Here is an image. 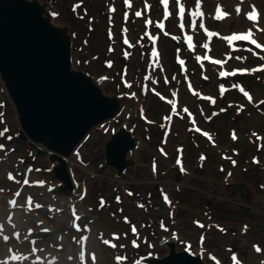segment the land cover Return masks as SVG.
Masks as SVG:
<instances>
[{
    "label": "water",
    "instance_id": "1",
    "mask_svg": "<svg viewBox=\"0 0 264 264\" xmlns=\"http://www.w3.org/2000/svg\"><path fill=\"white\" fill-rule=\"evenodd\" d=\"M48 14L38 0H0V70L5 76L12 75V70L21 80L20 88L29 99L28 112L37 109L54 115L63 103L96 104L76 121L64 118L60 123L59 143L51 144L69 151L97 120L119 105L94 88L86 76L71 70L70 37ZM98 110L105 113L103 117H95ZM133 144L128 135L119 133L108 143L109 162L125 167L120 163Z\"/></svg>",
    "mask_w": 264,
    "mask_h": 264
},
{
    "label": "snow or ice",
    "instance_id": "2",
    "mask_svg": "<svg viewBox=\"0 0 264 264\" xmlns=\"http://www.w3.org/2000/svg\"><path fill=\"white\" fill-rule=\"evenodd\" d=\"M170 2L171 3H175V5H176L175 16L178 17V19L180 21L179 24H178V27L182 31L185 29L184 18H185V15L187 14L190 17L189 26L193 30H195L197 28V26H198L200 29H202L205 32V34H206V36L208 38H211L213 36L218 35L217 33L209 31L205 27V24L203 22L205 13L202 10L203 0H193V9L192 10L187 9L185 4L182 2V0H159V3L163 7V17H164L165 20H167L170 16L173 15V12L170 11ZM241 3H243V0H239V3H237V5H236V7L234 9L236 15H241L242 14V8L240 6ZM124 4L127 7H131L132 6L131 3H130V0H124ZM75 7H79V5H77ZM145 9L150 10V5L145 3ZM74 10H75V8H74ZM115 11H116V9L114 7L113 8H109V12H115ZM53 15H56V14L53 13ZM134 15L139 18V17H141L143 15V13H142V11H135ZM243 15L246 17V19L248 21L253 22V26L256 28V31L264 33V27H259V21L262 18V14L257 9V6L255 4H251L250 5V10L247 11V12H244ZM229 16H230V13L224 11L222 9V7L219 4H217V6L215 8V15L213 16V19L223 20V19H226ZM123 18H124L125 22L128 21V19H129L128 12H124ZM198 21H199V23H198ZM152 24H153V21L151 19H146L145 20V25L146 26L152 25ZM156 27L159 30H164L165 25H164V23L159 22V23L156 24ZM127 31H128L127 28H124L122 30V32L124 34L123 43L125 45H127L128 47H134V45H132L130 43V41L128 40V38H127V35H126ZM164 34L168 35V33H166V32ZM145 37H147L148 40L151 42V52L149 54L150 55V62H149L148 67L152 68L153 70H155L158 66H160V53H159V51H158V49L156 47V42H157L159 37L157 35H152L149 31H145L144 35L140 38L139 41H137V43L141 44L142 47H143V45H142L141 41H143V39ZM109 38L110 39L112 38L111 31H109ZM173 38L174 39H179L178 37H173ZM185 39L187 41V47L189 49H193L194 48L193 36L192 35H185ZM223 39H225L229 45H231L235 41H247V42H250L252 45H254L255 48L264 50V44L258 43L257 39L255 38V32L253 31L252 28H249L247 31L242 32V33H234V34H231L229 36L223 37ZM202 47L205 50H208L209 49V44L208 43H203ZM109 51H113V49L109 48ZM248 51H252V50L248 49ZM123 55L127 59L130 56V53L125 50ZM196 59H197V61L210 60L213 64L222 66V65L227 64L228 60L232 59V57L228 56L226 59L221 60V59H212L208 55H205L203 57L197 56ZM235 59L241 60V59H244V58L235 57ZM178 63L181 66H183L185 61L183 59H179V57H178ZM108 64H109V66H111V62L110 61L108 62ZM183 70L184 69L182 68V71ZM249 71H251L252 73L264 72V65H262L260 67H257V68H253L251 70H249V69H235V70H232V71L221 70V71H219L218 75L221 78H227V77H230V76L234 77V76H236L238 74L239 75L248 74ZM125 75H126V70H125ZM150 79H151L150 76H148V75L145 76V80H150ZM172 79H176V77L173 76ZM204 79H208V77L205 76ZM122 82L125 84L126 87H128V88L132 87V84L127 82L126 80H123ZM153 83H155V81H153ZM164 83L165 84L169 83V81H168V79L166 77L164 79ZM191 87H192L191 84H189V89H191ZM232 87L238 89L243 94V96L247 99L248 102H250V103L253 102V96L248 91H246L243 87H241L238 84H233ZM143 90L144 91H150L151 89H148L147 85H145ZM219 91H220V95L223 96L224 93L227 91V89L224 87L223 84H221V85H219ZM132 95L135 96V93H132ZM155 95L160 96V93L159 92H155ZM197 95H199V94L197 93ZM172 96L175 97L176 96V92H172ZM160 98L164 99L163 96H160ZM202 99L210 101L212 104L216 103V100L214 98H212V97L204 96V97H202ZM167 102H168L169 105H171L172 113H174L176 115H180V113L177 111V102H176V100L170 99ZM258 104L259 105H264V100H260L258 102ZM182 111H183V113H187L189 116H191V113H189V109L187 107H183ZM225 111H227V109H220V112H225ZM237 111L239 113L240 111H243V108L240 107V108L237 109ZM218 114L219 113H215L214 112V113L211 114V116H207L205 118L208 119V120H211L212 116H216ZM164 119L166 121H168V122H171L172 117L171 116H167ZM192 123L195 124L196 121L193 119ZM162 127H166V125H162ZM191 130L196 131V132H201V129H199L198 127L197 128H193ZM7 131H8L7 129H4L3 131H0V137L4 136ZM202 135L207 137L209 140H212V136L210 135V133L205 131V132H202ZM254 135H255V133H254ZM232 137H233V139L236 138L234 132L232 133ZM7 139L11 140V137L9 136V137H7ZM4 147L5 146L3 144H0V150L4 149ZM178 152H182V150L178 149ZM161 153L163 155H167V153L164 152L163 149H161ZM201 159H204V157L202 156ZM176 163H177V165H181L182 164V160H181V158L179 156H178V158L176 160ZM233 163H235V161H233ZM156 170L157 169H156V166L154 164L153 165V172H155ZM181 171H183V167H181ZM8 179L9 180H14V177H13V175L11 173L8 174ZM23 183L24 184H28L29 181L27 179H25L23 181ZM0 191H3V190L0 189ZM128 194L132 195V193H130V192ZM15 195L19 196L20 193L17 192V193H15ZM116 199H117V201H119L120 197H116ZM164 199H165V201H168L169 198H168L167 195H165ZM8 203L13 208L16 207V205H17V201L15 199L10 200ZM26 203H27V206H28L29 209H31L33 207L31 198H29ZM100 203H101V207H103L104 201L101 200ZM40 207H41L40 204H35V208H40ZM139 207L142 208L144 206L143 205H139ZM74 216H75V213H74ZM10 219H11V217H9V220ZM76 219H79V217H76ZM125 221L127 222V218L126 217H125ZM74 227H77V226L74 225ZM201 227H203V225H201ZM42 230L44 232H48L49 231V229H47V228H44ZM0 231H2V226H0ZM131 231L133 233H136L137 229L133 226ZM29 232H31V230H29ZM13 235L17 239H19V237H20L19 233H14ZM0 239H2L3 241L7 242V241L10 240V237L8 235H3V236H0ZM25 239H28V237L26 236ZM86 239H87L86 237L81 236L80 241H78V243H82ZM112 239L113 240H119L120 237L118 235H116L115 233H113ZM201 239L203 240V237ZM33 243H35V241H33ZM102 243L104 245H106V246H109V247L113 248V249L117 247V244L116 243H112L109 239H102ZM132 243H133L134 246H138L136 244L135 240H133ZM120 247H124V246L120 245ZM254 248H255V250L257 252L261 251V249L258 246H254ZM9 251L11 252L12 250L10 249ZM36 251H37V249H35V248L32 249L33 253L36 252ZM25 259H27V258L25 256H23V255H9L5 260L0 261V264H10V262H18V261H23ZM37 259L39 260L40 258L37 257ZM91 259L93 261V264H95V261L97 259L95 253L91 254ZM124 259H126V258L120 257V256H116L115 257V260H116L117 264H121V261L124 260ZM213 259H215V258H213ZM231 260H232L233 264H241V262L238 260V258L236 256V254H234V253L231 256ZM217 264H218V262H217ZM262 264H264V262H262Z\"/></svg>",
    "mask_w": 264,
    "mask_h": 264
},
{
    "label": "rangeland",
    "instance_id": "3",
    "mask_svg": "<svg viewBox=\"0 0 264 264\" xmlns=\"http://www.w3.org/2000/svg\"><path fill=\"white\" fill-rule=\"evenodd\" d=\"M73 0H59V5L58 7H60L61 10H63V14L60 17L61 20H65L68 19L69 17V10H68V4L72 3ZM225 22H223L222 24H224ZM225 26H227V24H224ZM99 34V33H97ZM103 45V39L101 37L95 38L94 39V46L95 47H91V51L90 54H93L94 52L97 51L98 48H100ZM253 86H251V89L255 92H258L259 94H262V87L260 86V84L256 83V82H252ZM115 86V84H109V86ZM259 98V96H258ZM152 109H155V107L152 106ZM151 111V110H148ZM154 111H159V110H154ZM151 113V112H150ZM226 114L217 116L214 121L218 118V117H223L222 119H217V121H222L226 120L228 121V117H224ZM250 120L248 119H243V118H239L236 123L230 122V124H235L237 127V131L238 134L240 135V139L237 142H241V146L244 150V152L241 155L247 154L248 156L253 155L254 149L253 147H255V144H252V142L249 140L250 135V130L251 129H255L258 130L260 132H262L264 134V118L261 114H251L250 115ZM183 128V124H178L177 127V132L180 131V129ZM216 129H218L220 131V134L222 137L225 138V136H227V130L226 128H223L222 126L216 125L215 127ZM185 132V129H183ZM184 136V134H183ZM220 136V137H221ZM264 136V135H263ZM109 137H107L106 135H103L100 131H94V135L90 141V143L95 139L98 140L97 145L98 147H102L104 146V142L108 139ZM176 138H174L175 140ZM226 140L231 142L230 138H225ZM250 146L249 145V143ZM90 145V144H89ZM145 145L144 142L141 146ZM197 149L193 147L192 150H188L187 149V157L189 160L190 165H193L195 162V159L197 157ZM98 151L96 150V153ZM138 153L140 154V151L138 150ZM264 155V151L260 153V157L262 159ZM214 156L213 153H210L209 155V159L212 158ZM142 161V164L140 166H133L132 168H130V173L132 174L130 181L128 182L132 187H134L136 190H146L149 186H153L152 183L150 182V178H151V174L149 172V167L148 164L143 160V157L140 156V162ZM252 166V170H255L257 168H262L264 167V160H259V162L257 163V165H254L253 163H251ZM255 166V168H253ZM206 174L211 178V180L205 182L207 188H211L213 186V184H215L217 181V175L214 171L213 168H206ZM115 177V169L114 168H108V172H107V177L103 180V184L101 185L102 189L104 191H108L110 192L112 190V186L114 185L113 183V178ZM171 177L170 174H166V175H161V178L156 179V182H159L162 178L165 179H169ZM248 179L252 182L253 186L255 187V181H256V177H254V180L250 179L248 177ZM192 184L194 186H198V185H202V181L199 180V178H195V180L191 181ZM204 184V183H203ZM106 185L108 187H106ZM223 194H228V192L225 190L223 191ZM257 201L261 202L264 204V200L262 199L261 196H257ZM256 232L259 233V235L262 236V233L259 230H256ZM263 237V236H262ZM251 240V238H247V240H243L242 242L247 243L249 245V241Z\"/></svg>",
    "mask_w": 264,
    "mask_h": 264
},
{
    "label": "bare ground",
    "instance_id": "4",
    "mask_svg": "<svg viewBox=\"0 0 264 264\" xmlns=\"http://www.w3.org/2000/svg\"><path fill=\"white\" fill-rule=\"evenodd\" d=\"M139 155H140V154L138 153V150H134L133 153H132V155L130 156V158L133 159V160H135V161H137ZM118 180L123 181L121 178H119ZM118 180H117V181H118Z\"/></svg>",
    "mask_w": 264,
    "mask_h": 264
}]
</instances>
